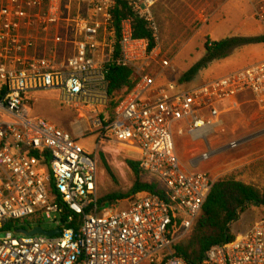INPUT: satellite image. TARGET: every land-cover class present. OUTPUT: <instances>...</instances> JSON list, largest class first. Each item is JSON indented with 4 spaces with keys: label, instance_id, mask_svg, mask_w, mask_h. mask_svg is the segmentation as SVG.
Masks as SVG:
<instances>
[{
    "label": "built area",
    "instance_id": "1",
    "mask_svg": "<svg viewBox=\"0 0 264 264\" xmlns=\"http://www.w3.org/2000/svg\"><path fill=\"white\" fill-rule=\"evenodd\" d=\"M126 1L150 30L152 48L133 37L129 19L115 26L114 0H0V264H186L173 248L215 180L182 167L174 136L205 145L223 132V114L239 97L264 107V60L189 90L157 86L154 68L173 69L159 52L153 8L160 0ZM253 12L264 33V0ZM118 67L138 81L110 116L106 77ZM49 91L73 112L71 132L30 116L28 95ZM90 137L94 151L127 154L166 200L139 194L125 207L101 203L99 161L79 145ZM213 153L206 147L192 167ZM26 219L60 234L5 229ZM202 264H264V219L211 247Z\"/></svg>",
    "mask_w": 264,
    "mask_h": 264
},
{
    "label": "rangeland",
    "instance_id": "2",
    "mask_svg": "<svg viewBox=\"0 0 264 264\" xmlns=\"http://www.w3.org/2000/svg\"><path fill=\"white\" fill-rule=\"evenodd\" d=\"M253 5V0H160L153 8L159 52L162 58L171 61L173 69L167 71L156 66L153 72L157 77L156 85L173 83L189 90L264 60V42L245 45L234 49L224 59L208 63L189 82H181L182 76L192 66L208 56L204 48L206 40L217 43L224 39H255L264 35L254 16ZM28 99L31 117L43 118L71 132L73 112L60 104L57 92H34L28 95ZM237 102L236 109L223 114V132L210 135L208 143L202 147L187 148L179 141L175 145L176 153L185 167L206 172L215 182L232 177L264 191V107L255 104L249 94L239 97ZM231 142H238L239 146L229 150ZM79 145L99 161L101 199L112 194H125L131 189L134 177L125 164L127 154L118 155L119 150L94 151V139L91 137L81 140ZM206 147L214 152L213 156L199 168L192 169L190 162H196ZM100 154L113 170L116 183L101 169ZM143 180L148 182L149 178ZM126 205L124 202L120 207ZM262 219L264 209L251 206L232 224L231 232L233 236L243 235ZM41 227L54 229V225L47 221Z\"/></svg>",
    "mask_w": 264,
    "mask_h": 264
},
{
    "label": "trees",
    "instance_id": "3",
    "mask_svg": "<svg viewBox=\"0 0 264 264\" xmlns=\"http://www.w3.org/2000/svg\"><path fill=\"white\" fill-rule=\"evenodd\" d=\"M114 1L113 21L115 26L118 27L123 20L129 19L133 37L148 40L152 48L151 32L145 22L132 11L126 0ZM262 42H264V35L255 39H224L217 43H210L206 40L204 48L208 56L192 66L182 76L181 82H189L199 71L206 68L208 63L226 58L234 49ZM106 79L109 84L107 113L113 116L120 100L133 90L138 80L132 69L120 67L110 68ZM109 111H112V114ZM99 159L105 175L113 183H116L114 172L103 155L100 154ZM125 163L134 177L131 189L125 194L108 195L100 200L101 203L120 205L126 202L129 205L139 194L156 195L166 200L167 194L156 180L141 171L136 162L127 160ZM145 177L149 178L148 182L143 180ZM251 206L264 209V191H260L254 186L245 185L232 177L216 181L188 236L174 246V255L182 258L186 264H202L211 247L235 240L237 236H233L231 226ZM76 222L77 218L75 217L74 224ZM41 225L39 220L26 219L8 222L5 229L30 231Z\"/></svg>",
    "mask_w": 264,
    "mask_h": 264
},
{
    "label": "water",
    "instance_id": "4",
    "mask_svg": "<svg viewBox=\"0 0 264 264\" xmlns=\"http://www.w3.org/2000/svg\"><path fill=\"white\" fill-rule=\"evenodd\" d=\"M19 233L22 235H25V236L42 235V236L52 237V236H58L60 234V230L55 229L53 231L47 232V231H44L41 228L37 227V228H33L30 231L21 230Z\"/></svg>",
    "mask_w": 264,
    "mask_h": 264
},
{
    "label": "crops",
    "instance_id": "5",
    "mask_svg": "<svg viewBox=\"0 0 264 264\" xmlns=\"http://www.w3.org/2000/svg\"><path fill=\"white\" fill-rule=\"evenodd\" d=\"M259 0H253V2H254V4L256 3V2H258ZM176 138H180V137H177V136H174V141H175V145H176V143H178L179 141L180 142H182V143H184V145H186L187 146V148L188 147H193V146H195V147H197V146H201L202 147V145H193V144H191L187 139H185V138H180L179 140L177 139L176 140ZM177 156H178V154H177ZM178 158H179V161H180V157L178 156ZM180 163H181V165H182V167L184 168V169H186V170H190V169H188L187 167H185L183 164H182V162L180 161ZM194 163V162H193ZM203 163L204 162H201V163H199L198 164V166H196L195 168H193L192 167V162H190V167L192 168V169H196V168H199L201 165H203ZM192 171V170H191ZM204 173H206V172H204ZM208 174V173H207ZM210 175V174H209ZM211 176V175H210ZM212 177V176H211Z\"/></svg>",
    "mask_w": 264,
    "mask_h": 264
}]
</instances>
